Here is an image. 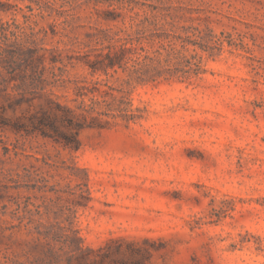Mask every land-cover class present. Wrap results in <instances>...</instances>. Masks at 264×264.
I'll list each match as a JSON object with an SVG mask.
<instances>
[{"label":"rangeland","instance_id":"374dc122","mask_svg":"<svg viewBox=\"0 0 264 264\" xmlns=\"http://www.w3.org/2000/svg\"><path fill=\"white\" fill-rule=\"evenodd\" d=\"M94 1L0 0V21L10 23L1 45L17 51L13 31L27 46L42 38L45 47L77 50L88 24L105 25ZM148 3L174 10L164 29L198 28L222 49L198 51L206 69L198 77L125 87L127 111L138 118L79 129L77 150L0 125V225L8 228H0V264H47L24 224L66 223L70 210L87 245L121 237L110 243L121 244L113 256L126 264H264V0ZM0 65L10 85L26 71L22 88L30 87L23 53ZM121 77L90 75L81 61L63 75L117 87ZM54 91L74 104L72 84ZM0 103L9 124L39 108ZM85 173L91 199L75 206Z\"/></svg>","mask_w":264,"mask_h":264},{"label":"trees","instance_id":"16d2710c","mask_svg":"<svg viewBox=\"0 0 264 264\" xmlns=\"http://www.w3.org/2000/svg\"><path fill=\"white\" fill-rule=\"evenodd\" d=\"M98 3L105 4L106 8L99 11L96 7ZM94 5L96 20L105 25L88 24L77 50L45 47L41 44L42 38L35 39L32 46H27L25 40L19 39L11 31V42L17 45V51H8L1 43L10 41L6 32L10 23L0 21V63L11 61L17 54L23 53L33 70L30 87L26 89L22 88L27 81L26 71L19 75L18 83L10 85L9 81L14 78H6L0 67V101H8L11 107L20 104L32 106L34 101L39 102V108L28 115L27 122L17 120L9 124L0 112L1 126H9L17 133L23 131L25 135L49 138L63 148L77 150L80 146L77 136L79 129L116 119L129 122L138 118L127 111L130 102L125 87L198 77L206 71L198 51L212 57L215 55L214 49H222L219 39L216 44L209 43L198 28H192L191 34H187V28L184 34L164 29V21L174 11L169 6L149 4L148 0H95ZM47 7L54 9L51 4H47ZM135 8L142 9L143 13L140 14ZM190 45L194 54L188 57L186 52ZM80 61L87 66L90 75L120 73L119 87L99 80L63 78L67 67ZM59 81L61 84H58ZM66 83L72 84L75 95L70 99L74 102L72 105L68 103L69 100L61 101L62 95L54 91V88ZM62 128L69 132H64ZM69 175L74 173L69 172ZM76 187L78 191L73 192L74 205L85 207L91 199L86 173ZM74 212L70 210L69 219L62 224H45L41 219L34 227H30L29 222L24 224L28 232L35 233L34 244L42 250L40 260L47 264L127 263L125 259L113 256V253L121 252V244L112 246L110 242H118L122 240L121 237L110 239L99 247L87 245L79 229L73 226ZM0 228L1 231L8 229L4 225H0ZM133 264L139 263L135 261Z\"/></svg>","mask_w":264,"mask_h":264}]
</instances>
